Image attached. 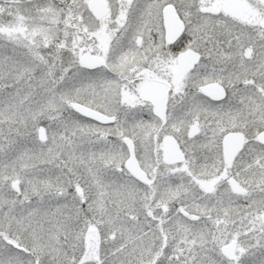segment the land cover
I'll use <instances>...</instances> for the list:
<instances>
[{
    "label": "snow or ice",
    "instance_id": "obj_1",
    "mask_svg": "<svg viewBox=\"0 0 264 264\" xmlns=\"http://www.w3.org/2000/svg\"><path fill=\"white\" fill-rule=\"evenodd\" d=\"M0 264H264V0H0Z\"/></svg>",
    "mask_w": 264,
    "mask_h": 264
}]
</instances>
